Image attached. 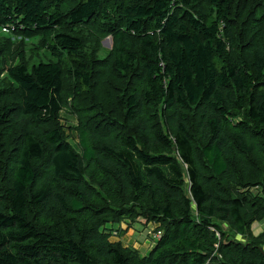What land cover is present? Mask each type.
Listing matches in <instances>:
<instances>
[{"label":"trees","instance_id":"1","mask_svg":"<svg viewBox=\"0 0 264 264\" xmlns=\"http://www.w3.org/2000/svg\"><path fill=\"white\" fill-rule=\"evenodd\" d=\"M1 71L0 264H264V0H0Z\"/></svg>","mask_w":264,"mask_h":264},{"label":"rangeland","instance_id":"2","mask_svg":"<svg viewBox=\"0 0 264 264\" xmlns=\"http://www.w3.org/2000/svg\"><path fill=\"white\" fill-rule=\"evenodd\" d=\"M12 35L7 34V36H12ZM13 38L17 39V42H14V45L11 47V52H13L14 50L16 51V49L19 46H22L23 59L24 61H27L30 64V66L32 64L37 65V63L38 64L40 62L46 63L49 60H52L48 52L38 48L37 46L38 40L35 39V40H28V41L22 42L21 38L18 35L17 36L14 35ZM100 46L103 50L111 49L112 38L107 37L103 39L100 43ZM11 52L9 54L10 56H7V57H10L9 65H14L17 63L15 62L16 59H14L16 56L13 57L14 53H11ZM7 57H6V60H7ZM2 71L0 73V81L4 82L5 84H9V80L6 74ZM60 125L64 128L65 135L68 138L69 143L72 144L78 152H80L77 133L76 131L72 130V128L78 125L77 117L75 115L68 114V112L64 110L60 113ZM259 225L262 231L259 232L258 234L255 233V236H258L264 233V220L259 221ZM107 227L112 230L111 237H110V240L112 242H121L123 246H128L131 248H135L136 245L142 246L145 242L146 249L140 247V251L142 252V254L145 253L146 250L149 248V246L152 244V237L154 235L155 226L153 224H146L145 221L143 220H141V222L133 223L129 228H127L125 225L120 226L118 224L114 226L108 225ZM237 238L241 239L238 236ZM136 248H138V246Z\"/></svg>","mask_w":264,"mask_h":264},{"label":"crops","instance_id":"3","mask_svg":"<svg viewBox=\"0 0 264 264\" xmlns=\"http://www.w3.org/2000/svg\"><path fill=\"white\" fill-rule=\"evenodd\" d=\"M251 231H252V233H254V235H255V233L258 234L259 232L262 231V230L260 229L259 222H258V223L255 222V223L252 225V227H251ZM137 246H138V248H136ZM151 246H152V244L149 246L150 249H151ZM124 247H128V246H124ZM140 247L146 249L145 242H144V244H143L142 246H141V245H140V246H139V245H136V246H135V249H137L138 251H140ZM149 248H148V249L146 250V252L143 253V254H142V252L140 251L141 254H142V255H146V254H148V252L150 251Z\"/></svg>","mask_w":264,"mask_h":264},{"label":"built area","instance_id":"4","mask_svg":"<svg viewBox=\"0 0 264 264\" xmlns=\"http://www.w3.org/2000/svg\"><path fill=\"white\" fill-rule=\"evenodd\" d=\"M2 31L6 34H11V33L15 32L16 30L14 27H4V28H2ZM156 235L159 236L160 233L158 232ZM216 235H217V238L219 239L220 236L217 232H216Z\"/></svg>","mask_w":264,"mask_h":264},{"label":"water","instance_id":"5","mask_svg":"<svg viewBox=\"0 0 264 264\" xmlns=\"http://www.w3.org/2000/svg\"><path fill=\"white\" fill-rule=\"evenodd\" d=\"M260 250L262 251V249L260 248Z\"/></svg>","mask_w":264,"mask_h":264}]
</instances>
